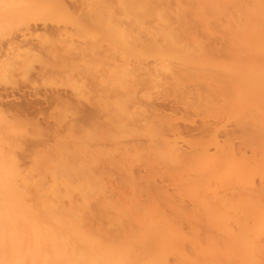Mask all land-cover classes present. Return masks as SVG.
<instances>
[{"label":"bare ground","instance_id":"obj_1","mask_svg":"<svg viewBox=\"0 0 264 264\" xmlns=\"http://www.w3.org/2000/svg\"><path fill=\"white\" fill-rule=\"evenodd\" d=\"M80 2L0 43V86L75 96L51 143L0 93V264H264V0Z\"/></svg>","mask_w":264,"mask_h":264},{"label":"rangeland","instance_id":"obj_2","mask_svg":"<svg viewBox=\"0 0 264 264\" xmlns=\"http://www.w3.org/2000/svg\"><path fill=\"white\" fill-rule=\"evenodd\" d=\"M41 1H42V3L39 2L38 4H36L34 6V12L27 13V14H24L22 12L17 13L15 11L14 6L10 7V6L0 5V43H4L10 37H13L15 35H18V34L25 32L29 26H33V27L49 26L51 28H57L58 29L60 27V28L64 29L65 27L71 28V26L74 25V21H73L74 19L71 16L72 14L66 12L63 9L57 10L55 7V5H56L55 3H57V1H65L69 5L75 6V5H79L81 3L80 2L81 0H44V1L41 0ZM50 8L52 9V12H51ZM19 13L22 15H20ZM18 16L21 19L17 18ZM106 23L107 24L109 23L110 25H107ZM118 24H121L122 26L125 24V14L120 10H117L114 18L110 19L108 22L102 23V27H101V24H100V26H97V27H101L100 29L103 28V30H100V32L101 31L103 32L104 30L106 31L107 28H111L112 25L114 27L115 26L118 27L119 26ZM92 29H93L92 31H90L91 28L89 29V31L87 32L88 34L85 33V34H87L85 38L87 40L92 39L91 41H94L95 40L94 37L97 38L96 36L99 33V31L98 32L94 31L97 29L93 28V26H92ZM81 34L80 33L76 34L75 39L77 40V42L84 40L83 39L84 34H82V35ZM89 34H91V35L94 34L96 36H94V35L89 36ZM77 35L78 36L81 35L83 37L82 38H81V36L77 37ZM100 35H102V33H100L99 36ZM89 73L91 76L89 75L90 79L88 80V82H89L88 84H93L94 83L93 76L95 78H97V76L99 75L98 73H100V72H97L96 70L94 72V70H93L91 72L89 71ZM100 74H102V73H100ZM92 80H93V82L90 83V81H92ZM29 84L28 83H27V85L22 84L23 86L21 87V89H17V90L16 89L15 90L6 89V88L0 86V93L2 95V99L5 103V105L11 107V112L13 114L17 115L18 117H21L20 118L21 120L28 121V122H38V123H41L43 126L45 125V128H47V129L49 128L48 130H50V132L48 134L51 137L49 135L46 137L49 138L50 140H48L45 137H44V140L46 139L52 143L54 141L53 140L54 136H56L58 134H61L62 136L68 135V129L63 128V129L59 130L54 125L53 121L55 119V116L57 115V110L61 109V108H65L66 104H64L63 102H56L53 98V94L57 90L58 92H61V94L63 96L67 97V99L72 100L75 98V96L73 95V91H72L71 87H69L68 85H66V83L61 82V81H58V83H56V81L45 82V81H42L39 79H35L34 83H32L30 85ZM89 94L91 95L92 93L89 92ZM87 101L88 100L87 99L85 100V98H81V100H80L81 103L83 102V105L85 106L86 110L91 111L93 109V106H92L91 102H89V101L87 102ZM160 101L161 100H159V102ZM172 101H173V99L171 100V98H170V100H165V101H161V102H163L165 105H172ZM54 111H55V113H54ZM91 118H92V116L90 118L89 117L87 118V122H85L87 125H89V123H91L90 122V121H92ZM197 122H199V121H195L194 124H193V122H190V124H193L192 125L193 127L189 124V122L186 124H183V125H184V127L186 126L187 129L195 128L199 125V123H197ZM37 137H39V136H37ZM34 139H35V137H34ZM36 139H38V138H36ZM105 142L112 144V142H110V141H105ZM100 143H101L100 141H97V140L95 141L96 145H100ZM24 162H25V164H27L28 160H24Z\"/></svg>","mask_w":264,"mask_h":264}]
</instances>
